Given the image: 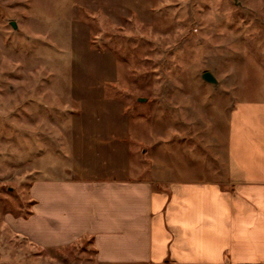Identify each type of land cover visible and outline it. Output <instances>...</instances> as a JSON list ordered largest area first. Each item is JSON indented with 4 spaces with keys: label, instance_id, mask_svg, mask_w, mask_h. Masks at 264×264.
Wrapping results in <instances>:
<instances>
[{
    "label": "rangeland",
    "instance_id": "374dc122",
    "mask_svg": "<svg viewBox=\"0 0 264 264\" xmlns=\"http://www.w3.org/2000/svg\"><path fill=\"white\" fill-rule=\"evenodd\" d=\"M239 102L264 103V0H0V264H99L22 232L32 184L220 181Z\"/></svg>",
    "mask_w": 264,
    "mask_h": 264
},
{
    "label": "crops",
    "instance_id": "0c3cea01",
    "mask_svg": "<svg viewBox=\"0 0 264 264\" xmlns=\"http://www.w3.org/2000/svg\"><path fill=\"white\" fill-rule=\"evenodd\" d=\"M220 181L48 178L22 232L45 247L89 238L99 264H264V103H236Z\"/></svg>",
    "mask_w": 264,
    "mask_h": 264
},
{
    "label": "water",
    "instance_id": "95a60500",
    "mask_svg": "<svg viewBox=\"0 0 264 264\" xmlns=\"http://www.w3.org/2000/svg\"><path fill=\"white\" fill-rule=\"evenodd\" d=\"M11 26L13 28H15V25L13 23H11ZM201 78L205 82L210 83L212 85H216L217 84V81L215 80V78L213 77V75L210 72L206 71V72L202 73Z\"/></svg>",
    "mask_w": 264,
    "mask_h": 264
}]
</instances>
